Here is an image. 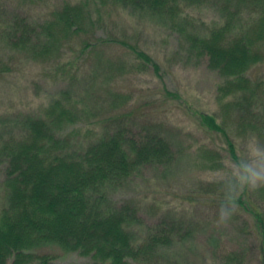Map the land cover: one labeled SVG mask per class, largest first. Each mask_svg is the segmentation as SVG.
<instances>
[{"label":"trees","instance_id":"obj_1","mask_svg":"<svg viewBox=\"0 0 264 264\" xmlns=\"http://www.w3.org/2000/svg\"><path fill=\"white\" fill-rule=\"evenodd\" d=\"M207 1L64 0L39 22L13 12L3 34L16 54L33 63L57 60L49 70L52 77H69L75 58L105 44L126 48L141 65L158 73L159 64L138 46L95 37V16L116 7L167 23L182 32L189 54L219 78L218 101L224 115L235 113L237 140L254 133L264 141V79L258 74L264 66V0H236L235 6L226 0L222 22L207 27L205 35L187 32L191 22L184 17L185 8ZM243 5L252 6L255 17L249 22L242 20ZM69 91L54 95L39 115L17 119L13 131L19 134L0 141L6 189L0 264H55L47 247L82 256L87 264H247V256L223 238L200 245L194 240L196 230L176 217L147 225L134 200H116L143 170H165L172 164L171 143L159 133L135 131L120 119L112 121L114 128L82 134L77 126L89 114L73 102ZM197 120L207 132L224 138L229 157H240L224 122L207 113L198 114ZM208 156L209 166H221L219 152ZM227 190L218 188V201H224ZM237 215L254 235L264 264V189L243 195ZM145 224L142 237L138 228Z\"/></svg>","mask_w":264,"mask_h":264},{"label":"rangeland","instance_id":"obj_2","mask_svg":"<svg viewBox=\"0 0 264 264\" xmlns=\"http://www.w3.org/2000/svg\"><path fill=\"white\" fill-rule=\"evenodd\" d=\"M63 1L0 0V141L10 134H19L13 131L17 119L28 114L39 115L54 95L70 90L73 102L89 114L77 126L82 134L91 129L101 131L114 125V119H120L122 124L140 133H159L174 150L170 166L165 170H143L130 188L115 195L116 200H134L147 225L165 217H176L186 227L196 230L195 243L205 245L223 238L228 246L247 256V264H260L256 240L249 226L245 228L247 223L235 215L227 226L216 224L218 203H221L216 193L218 188L228 189L231 159L224 151V138L200 127L198 114H213L226 124L240 157L244 155L241 145L246 140H237L235 113L223 114L217 97L220 82L217 75L208 71L204 61L189 54L179 29L112 7L101 15L96 13V22L99 21L95 37L138 46L159 64L160 72L141 65L126 48L105 44L75 58L69 77L53 78L49 70L57 60L33 63L27 56L16 54L3 33L13 12L39 22L48 18ZM225 3L226 0H208L201 7L185 8L184 17L191 22L186 25V31L205 35L207 27L224 20ZM232 4L235 6L236 0ZM240 10L245 22L255 17L252 6L243 5ZM4 67L7 71L2 72ZM258 74L264 79V66ZM211 152H219L223 167L209 166ZM218 177L222 179L215 183ZM4 181V167L0 166V213L6 206ZM215 189L216 193L211 192ZM146 224L138 228L142 237L146 235ZM45 251L55 256V264L88 263L82 256L54 247Z\"/></svg>","mask_w":264,"mask_h":264},{"label":"clouds","instance_id":"obj_3","mask_svg":"<svg viewBox=\"0 0 264 264\" xmlns=\"http://www.w3.org/2000/svg\"><path fill=\"white\" fill-rule=\"evenodd\" d=\"M243 157L231 158V180L224 201L218 203L216 224L227 226L239 211V200L245 194L264 189V141L254 133L241 145ZM223 167V166H221ZM222 177H218V183Z\"/></svg>","mask_w":264,"mask_h":264}]
</instances>
